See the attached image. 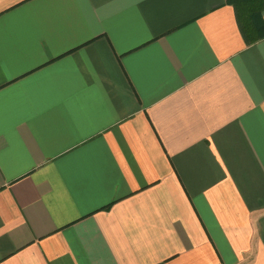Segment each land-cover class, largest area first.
I'll return each mask as SVG.
<instances>
[{
    "label": "crops",
    "instance_id": "crops-1",
    "mask_svg": "<svg viewBox=\"0 0 264 264\" xmlns=\"http://www.w3.org/2000/svg\"><path fill=\"white\" fill-rule=\"evenodd\" d=\"M252 6L0 0V264H264Z\"/></svg>",
    "mask_w": 264,
    "mask_h": 264
},
{
    "label": "trees",
    "instance_id": "trees-1",
    "mask_svg": "<svg viewBox=\"0 0 264 264\" xmlns=\"http://www.w3.org/2000/svg\"><path fill=\"white\" fill-rule=\"evenodd\" d=\"M247 1L249 0H233V2L236 4L239 22L241 24V27L243 28L247 39H249L250 42H255L259 40V36L261 35V33L257 32V25L253 24L251 19L248 17L249 13H251L249 11H253L254 7L252 5L254 0L250 1V5L246 4Z\"/></svg>",
    "mask_w": 264,
    "mask_h": 264
}]
</instances>
